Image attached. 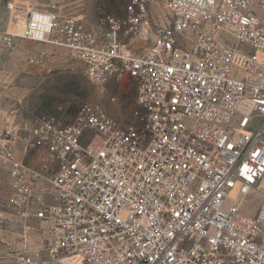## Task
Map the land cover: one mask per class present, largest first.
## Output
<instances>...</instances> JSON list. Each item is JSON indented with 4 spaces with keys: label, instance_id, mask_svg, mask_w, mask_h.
I'll use <instances>...</instances> for the list:
<instances>
[{
    "label": "built area",
    "instance_id": "obj_1",
    "mask_svg": "<svg viewBox=\"0 0 264 264\" xmlns=\"http://www.w3.org/2000/svg\"><path fill=\"white\" fill-rule=\"evenodd\" d=\"M121 1L125 18L101 28L47 0L4 4L2 50H66L95 85L134 81L136 96L128 124L101 103L67 124L55 114L0 124L10 187L0 232L15 226L21 239L0 259L264 264V0Z\"/></svg>",
    "mask_w": 264,
    "mask_h": 264
},
{
    "label": "rangeland",
    "instance_id": "obj_2",
    "mask_svg": "<svg viewBox=\"0 0 264 264\" xmlns=\"http://www.w3.org/2000/svg\"><path fill=\"white\" fill-rule=\"evenodd\" d=\"M5 2H0V30L5 29L8 20ZM47 3H58L65 12L82 16L88 24L100 28L109 15L125 18L128 4L121 0H47ZM150 16L154 23L164 24L167 11L162 4H153ZM22 42L13 52L0 48V124L25 128L35 118L47 114L58 115L67 124L87 103H101L122 124L131 121L130 112L135 107L136 96L134 81L97 86L66 50ZM142 47H147L143 41ZM43 52L47 55L43 56ZM31 58L37 63H31ZM112 98L115 102H111ZM18 154L27 163L37 165L40 162V154L25 155L22 151ZM9 196L7 164L0 160V213H7ZM258 206L259 200L254 201V214ZM16 239L11 231L0 232L1 250L5 252L11 243L18 248L19 238ZM0 264H5V259H0Z\"/></svg>",
    "mask_w": 264,
    "mask_h": 264
},
{
    "label": "crops",
    "instance_id": "obj_3",
    "mask_svg": "<svg viewBox=\"0 0 264 264\" xmlns=\"http://www.w3.org/2000/svg\"><path fill=\"white\" fill-rule=\"evenodd\" d=\"M2 0H0V2H1ZM23 43V42H22ZM25 44H31V43H29V42H25ZM34 45V44H33ZM9 213H10V210L8 209V211H7V213H5V214H8L9 215ZM8 231H11V235H15V239H16V237L17 238H19V247L21 246V239H20V230L17 228V227H15V226H13L11 229H9ZM17 240V239H16ZM10 247H14V245H13V243H11L10 244ZM18 247V248H19ZM15 248V247H14ZM3 259H5V258H3ZM5 264H7V259H5Z\"/></svg>",
    "mask_w": 264,
    "mask_h": 264
}]
</instances>
